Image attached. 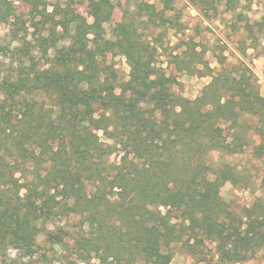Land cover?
Wrapping results in <instances>:
<instances>
[{
    "label": "trees",
    "instance_id": "16d2710c",
    "mask_svg": "<svg viewBox=\"0 0 264 264\" xmlns=\"http://www.w3.org/2000/svg\"><path fill=\"white\" fill-rule=\"evenodd\" d=\"M24 1L42 20L32 40L12 29L17 46L0 80V259L37 264L39 238L60 210L80 218L72 237L86 264L92 255L98 264H171L176 246L198 264L253 258L264 246V195L242 213L230 210L221 189L239 186L241 173L212 158L242 152L252 132L261 139L254 157L264 161V99L253 70L224 56L212 69L194 50L197 61L179 69L211 82L188 99L151 58L162 46L157 30L174 24L168 0L161 9L141 1L111 39V0H90L91 23L60 6L48 13L47 0ZM189 1L205 12L201 5L222 2ZM255 26L264 35V20L250 35ZM109 53L127 59V80L107 64ZM10 248L17 257L9 262Z\"/></svg>",
    "mask_w": 264,
    "mask_h": 264
},
{
    "label": "rangeland",
    "instance_id": "374dc122",
    "mask_svg": "<svg viewBox=\"0 0 264 264\" xmlns=\"http://www.w3.org/2000/svg\"><path fill=\"white\" fill-rule=\"evenodd\" d=\"M111 1L114 4V13L111 23L106 25L107 39L112 38V27L124 22L128 15H132L141 1L155 4L158 9L165 6L163 0ZM168 1L170 10L167 15L173 19L174 24L170 23L162 27L163 29L157 30L156 34H162L163 39L159 42L162 46L158 44L157 48L153 47L151 58L169 76L176 79L173 91L185 98L196 99L201 95L204 87L211 82L210 77L201 76L198 72L179 69L180 62L193 64L197 61L198 58L192 56V51L196 50L203 53L202 59L212 69L220 68L217 61L220 56L226 57L229 64L244 61L253 70L260 95L264 99V35L258 32L256 26L254 35H250L249 32L250 27L264 20V0H222L214 4L211 9L208 5H201V8L206 9L207 12L201 11L189 0ZM47 3L48 13H52L55 7L60 6L62 13H76L78 17L86 19L89 23L92 22L89 13L90 0H47ZM41 20V17L32 20L30 6L24 0H5L0 4V80L10 73L13 50L17 46V42L13 40L15 37L12 29L19 28L17 38H22L27 33L28 39L32 40L33 25L38 23L40 28ZM172 25L177 28L169 29L168 27H173ZM58 30L63 29L59 27ZM68 43L69 38L62 39V44ZM176 55L178 59L175 60ZM75 64L76 59L73 58L71 65ZM107 64L117 69L121 79L129 78L130 67L124 56L109 53ZM200 67L199 65L198 68ZM156 114L157 112H154L153 117ZM248 141L244 150L238 154L232 156L220 152L212 154L215 162L231 164L241 173L242 182L239 186L227 183L221 189V197L225 204L230 210L238 213L252 207L264 195V161L256 159L253 154V148L260 144L261 139L251 132ZM118 160L119 157L116 155L111 157L112 162ZM61 212L62 210L58 212V217L54 221L48 223V229L44 230L39 238L41 248L37 264H86L76 258L75 240L72 237L80 223V218ZM207 251H210L208 259L212 262L216 254L214 246L209 245ZM173 252L171 264H198L181 246H176ZM6 253L9 262L17 257V251L12 248ZM94 257L92 255L91 258L94 259L92 262L98 264V260ZM217 260L216 256L213 263ZM0 264H8V262L0 259ZM110 264H115V261L111 260ZM237 264H264V246L253 258Z\"/></svg>",
    "mask_w": 264,
    "mask_h": 264
}]
</instances>
